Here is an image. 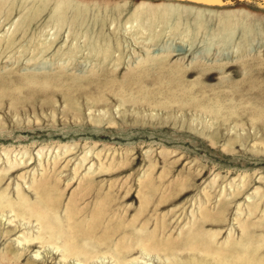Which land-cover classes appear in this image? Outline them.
<instances>
[{
    "label": "rangeland",
    "instance_id": "1",
    "mask_svg": "<svg viewBox=\"0 0 264 264\" xmlns=\"http://www.w3.org/2000/svg\"><path fill=\"white\" fill-rule=\"evenodd\" d=\"M196 1L0 0V264H264V3Z\"/></svg>",
    "mask_w": 264,
    "mask_h": 264
},
{
    "label": "bare ground",
    "instance_id": "2",
    "mask_svg": "<svg viewBox=\"0 0 264 264\" xmlns=\"http://www.w3.org/2000/svg\"><path fill=\"white\" fill-rule=\"evenodd\" d=\"M180 8L181 7H177L175 5L174 6H172V5L167 6L166 5L161 10L164 12V14H162V16L161 15L158 16L157 18L160 20L166 19L167 16L174 13V11H178ZM138 11H140V10H137V12ZM150 11H152V12L155 11L152 13L153 15L151 14L152 17H151V15H147V13L145 15H147L148 17H145V15L142 14L146 18V20L148 18L149 21L150 20L159 21L156 17H154V14H157L156 13L157 10L153 9ZM163 15H165L166 17H164ZM140 17H141V12H140ZM216 17H218L216 19L220 20L226 28L229 27L230 33L233 32L234 29H236V28L240 29V26H243L244 28L241 29V31L245 34H246V32H249L251 30V28H253V25H256V23L259 22L262 18V16L257 17L256 15H253L246 10L245 11L231 10L230 12H220V13H217ZM136 18H137V16H136ZM144 22H146V21H144ZM0 202H2L1 196H0ZM16 205H17L18 209H20L22 212L20 214V216H22V217L27 216L28 218L33 216V218H35L36 220L39 219L40 221H42V223L44 224L43 230H44V232L46 231L48 234L46 237L47 242H49L51 244L53 243L54 245H57L60 242H62L64 245H66V246H63V250H62V255L64 257L65 256H66V258L67 257H71V258L83 257L87 261H89L90 259H94V257H101V259H104L103 256H100V255L108 252V250L102 251L99 248L103 242H96V241L93 242L90 239L80 240V243H81V241H82V243L80 246H78V244H77L78 242L75 241V237H73L71 234L73 226L69 224L66 227H62L61 221L57 217L55 211L51 210L52 214L49 215V212H51V211L49 208H46V207L38 208L37 210H32V208H33L32 207V208H27L25 210L24 208L21 209V206H22L21 202H18ZM6 207H7V205L2 203L0 210H4V208H6ZM67 218L69 220L74 219V217L70 216V215H67ZM76 240H77V238H76ZM105 249H107V248H105ZM255 263L258 264L259 261L255 262ZM101 264H104V262H101Z\"/></svg>",
    "mask_w": 264,
    "mask_h": 264
},
{
    "label": "water",
    "instance_id": "3",
    "mask_svg": "<svg viewBox=\"0 0 264 264\" xmlns=\"http://www.w3.org/2000/svg\"><path fill=\"white\" fill-rule=\"evenodd\" d=\"M189 1L194 2V3L197 2L196 0H189ZM224 1H225V0H223V2H224ZM231 1L239 3V2H242V1H245V0H231ZM248 1H252V2H253V0H248ZM255 1H259V2H263V3H264V0H255ZM201 2H202V1H201Z\"/></svg>",
    "mask_w": 264,
    "mask_h": 264
}]
</instances>
